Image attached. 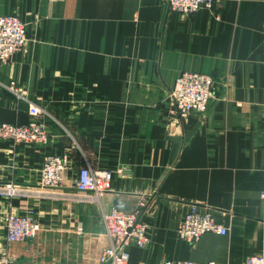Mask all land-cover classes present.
<instances>
[{
  "label": "crops",
  "instance_id": "0c3cea01",
  "mask_svg": "<svg viewBox=\"0 0 264 264\" xmlns=\"http://www.w3.org/2000/svg\"><path fill=\"white\" fill-rule=\"evenodd\" d=\"M27 25L24 52L0 63V123L27 124L29 104L16 82L48 112L47 145L0 141V256L13 264H100L109 239L102 208L143 210L149 243L128 246L129 264L166 261L245 264L264 257V0H219L213 12H170L161 0H0V16ZM184 72L214 77L207 114L180 117L168 98ZM172 161V138L184 136ZM68 155L63 188H40L47 155ZM114 173L102 206L64 200L79 168ZM121 170V172H119ZM197 206L229 227L195 244L178 238ZM34 209L41 232L10 243L8 213Z\"/></svg>",
  "mask_w": 264,
  "mask_h": 264
},
{
  "label": "built area",
  "instance_id": "2783aa9c",
  "mask_svg": "<svg viewBox=\"0 0 264 264\" xmlns=\"http://www.w3.org/2000/svg\"><path fill=\"white\" fill-rule=\"evenodd\" d=\"M167 4L170 12L191 16L201 9L214 11L219 0H161ZM27 25L16 14L0 16V63L5 64L12 56L27 49ZM19 101L29 104L30 121L17 125L0 123V141L6 140L14 145L29 144L47 145L50 136L46 126L39 119L48 112L41 106L32 103L16 84L5 86ZM217 91L213 76L198 72H184L178 76L169 91V100L174 112L180 117H204ZM73 166L68 155H47L40 170V188H63ZM121 172V170H119ZM114 173L110 170H95L90 165L79 168L76 178V193L63 192L58 195L64 200H84L102 206L104 196L112 190ZM0 193L9 198L41 193L27 190L15 184L0 187ZM143 210L126 212L116 207L110 210L102 208L103 224L109 239L108 247L100 256V264H129L128 246L131 243L138 248H145L150 239L148 229L142 221ZM6 239L10 243L27 242L36 237L42 230L34 209L24 214L8 213L4 222ZM206 234L227 236L229 227L217 219L211 211H201L197 206L184 215L177 235L182 241L195 244ZM0 264H13L8 256H0ZM149 264V263H143ZM163 264H204L193 261H166ZM206 264H218L209 262ZM245 264H264L262 255L247 258Z\"/></svg>",
  "mask_w": 264,
  "mask_h": 264
},
{
  "label": "water",
  "instance_id": "95a60500",
  "mask_svg": "<svg viewBox=\"0 0 264 264\" xmlns=\"http://www.w3.org/2000/svg\"><path fill=\"white\" fill-rule=\"evenodd\" d=\"M196 129H197V127L188 131L186 134H184V136L172 138V140L174 142V147H173L172 154H171V160L172 161L177 157L183 142H187L190 139V137L193 135V133L195 132Z\"/></svg>",
  "mask_w": 264,
  "mask_h": 264
}]
</instances>
